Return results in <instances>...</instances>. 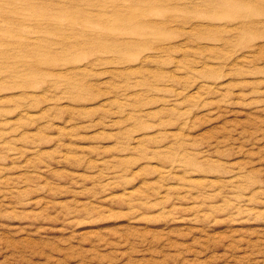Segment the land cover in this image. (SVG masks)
<instances>
[{"label": "rangeland", "instance_id": "374dc122", "mask_svg": "<svg viewBox=\"0 0 264 264\" xmlns=\"http://www.w3.org/2000/svg\"><path fill=\"white\" fill-rule=\"evenodd\" d=\"M0 264H264V0H0Z\"/></svg>", "mask_w": 264, "mask_h": 264}]
</instances>
